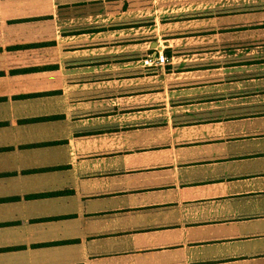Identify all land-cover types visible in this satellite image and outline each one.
Instances as JSON below:
<instances>
[{
  "label": "crops",
  "instance_id": "0c3cea01",
  "mask_svg": "<svg viewBox=\"0 0 264 264\" xmlns=\"http://www.w3.org/2000/svg\"><path fill=\"white\" fill-rule=\"evenodd\" d=\"M152 1L0 0V264L264 260V0Z\"/></svg>",
  "mask_w": 264,
  "mask_h": 264
},
{
  "label": "rangeland",
  "instance_id": "374dc122",
  "mask_svg": "<svg viewBox=\"0 0 264 264\" xmlns=\"http://www.w3.org/2000/svg\"><path fill=\"white\" fill-rule=\"evenodd\" d=\"M202 4H204V0H153L152 4L147 7L145 21L148 22V26H152V29H155V23L152 22L154 20H158L160 24H162L164 27H166L165 32L167 34H173L177 33L175 29V25L178 22H186L189 19V13H191V17L196 16L194 15V12L191 10L189 13L187 10L189 8H195L199 7ZM263 4V3H262ZM262 9V13L256 15L257 17H260V19L264 20V13L263 9L264 6H260ZM179 9H182L179 11ZM198 10V13H201ZM173 24V25H172ZM261 37L264 39V30L261 31ZM186 43V42H185ZM187 47V46H182ZM260 247H264V244L260 245ZM246 250H251V246H245ZM254 264H264V260H259L255 262Z\"/></svg>",
  "mask_w": 264,
  "mask_h": 264
},
{
  "label": "built area",
  "instance_id": "2783aa9c",
  "mask_svg": "<svg viewBox=\"0 0 264 264\" xmlns=\"http://www.w3.org/2000/svg\"><path fill=\"white\" fill-rule=\"evenodd\" d=\"M167 58L163 52L151 54L147 60L144 61L145 66L157 67L166 64Z\"/></svg>",
  "mask_w": 264,
  "mask_h": 264
}]
</instances>
